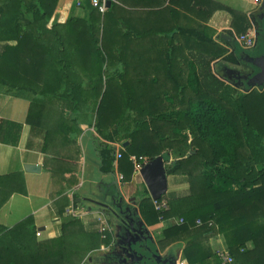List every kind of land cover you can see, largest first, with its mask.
Returning a JSON list of instances; mask_svg holds the SVG:
<instances>
[{
    "label": "trees",
    "instance_id": "16d2710c",
    "mask_svg": "<svg viewBox=\"0 0 264 264\" xmlns=\"http://www.w3.org/2000/svg\"><path fill=\"white\" fill-rule=\"evenodd\" d=\"M165 1L168 10L189 3V10L197 17L201 3L202 21L180 30L177 27L170 34L165 30L163 34L169 40L158 51L164 53V58L157 62L151 57L152 46L143 50L135 45L134 12L137 8L150 12L154 5ZM57 2L0 0V39L16 41L0 52V72H21L16 77H0V84L9 92L36 95L39 89L23 84L24 69L47 70L55 63L40 56L56 54V50L60 56L74 54L77 63L59 62L69 91L53 95L43 92L41 96L43 106L48 105L46 101L57 100L62 121L58 128H65L71 112L82 110L91 98L97 134L109 142L128 141L118 160L124 179L129 180L134 170L130 156L149 160L161 155L164 164L168 163L166 174H180L187 180L185 194L161 197L167 202L166 210L156 211L149 197L139 203L140 213L149 225L183 218V223H173L161 231L160 247L177 242L186 264H222L209 244L212 235L222 234L233 258L224 264H264V85L247 88L244 82L240 90L212 68L217 59L236 64L242 56L264 54L254 51L264 49V9L260 15H252L250 21L245 13L216 0H116L101 14L85 0L81 8L90 9L88 17L67 18L64 36L57 24L45 26ZM216 10L231 15L237 34L255 26V46L239 50L234 45V50L228 52L214 41L213 31L205 22ZM124 12H131L130 19ZM174 34L184 44L174 43ZM185 48L192 55L190 61L187 55L185 60L174 56L183 55ZM38 56L42 60L36 59ZM72 65L89 76L78 80L71 77L67 70ZM84 84L92 86V93L81 91ZM68 106L70 111L64 112ZM32 107L33 102L26 122L34 128ZM54 124L48 123L45 128V144ZM21 129L20 122L0 119V143L17 145ZM171 151L177 155L169 162ZM113 152L108 144L99 151L102 173L113 172ZM24 192L19 174H0V207L11 194ZM196 219L202 224L197 226ZM35 232L31 216L10 228L0 225V264H80L90 251L110 242L108 234L102 239L99 233L85 231L77 218L64 222L56 237L39 239Z\"/></svg>",
    "mask_w": 264,
    "mask_h": 264
},
{
    "label": "crops",
    "instance_id": "0c3cea01",
    "mask_svg": "<svg viewBox=\"0 0 264 264\" xmlns=\"http://www.w3.org/2000/svg\"><path fill=\"white\" fill-rule=\"evenodd\" d=\"M216 1L245 13L250 21L252 15H260L262 12V9L259 8L261 3L256 4L251 0ZM167 2L165 1L161 5H154L150 12H148L147 8H137L136 12H134L137 30L135 45L143 50L152 46L154 50L151 57L157 62L164 58V53H158V51L164 49L166 47L165 43L169 40L163 34L165 30L170 34L177 27L180 30L182 26L189 27L202 21L201 3L199 5L200 15L197 17L189 10V3L188 5L183 3V6H176L173 8L174 10H168ZM89 12L90 9L86 10L85 8L74 6V0H58L51 19L45 26L50 28L52 25L57 24L58 32L64 35L66 32L64 23L67 18L72 16L86 19ZM130 13L124 12L123 14L130 19ZM25 19L27 21L30 20V16L25 15ZM128 19H126V23L131 25L132 23ZM205 25L213 31V40L225 46L228 52L234 50V45L237 47L233 37L237 33L232 27L231 15L227 11L216 10L205 22ZM124 28L126 27L124 26ZM226 36H232L233 40L226 39ZM173 37L174 43L182 42L184 44L182 39L177 40V35L174 34ZM7 44L12 46L16 44V41H3L0 39V52H3V47ZM68 45H71L69 41ZM57 51L53 55L40 56L46 61L49 60V63H55V65L51 64V66H48L47 70L39 69L33 71L30 69L27 71L24 69L23 71L24 76H26L23 84L32 89H39L36 95L9 92L7 87L0 84V119L22 123L17 145L0 143V174H19L25 188L24 193L11 194L0 207V225L10 228L23 218L31 216L36 232H40L37 237L46 239L61 234L62 224L70 220L65 215V210L71 205L77 208L79 213V218L77 219L87 232L99 233V217L102 214L111 228V233H108L110 242L101 243L98 248L90 251L83 258V260L87 258L85 263H82L83 261L80 263L100 264L97 260L89 261V258L93 254L105 252L114 240L115 217L111 210H117L116 203L119 199L122 200V205L129 206L133 213L132 215L139 222L141 228L149 232L157 242L161 231L168 227L172 221L169 218L149 225L141 215L139 208L141 199L151 197L140 173L135 171V169L129 180L120 181L118 179L119 174L123 175V173L119 169L118 160L120 158L118 159L116 154L118 152L122 153L124 146L123 143L109 142L97 134L94 127L96 111L92 105L91 98H88L83 104L82 110L71 112L69 118H66L67 125L63 129L58 128L62 121H60V108L57 105V100L46 101L48 105L43 106L41 102L43 92L53 95L55 93H64L66 90L69 91L70 86L66 82L65 74L59 71V62L68 60L71 63H77L78 61L72 53L60 56ZM189 52V49L185 48L183 55L177 54L174 56L178 60H185L187 55L188 61H190L192 55ZM142 56L146 57L147 55ZM36 59L42 60L39 56ZM214 62L223 66V69H229L226 64L230 63L220 61V59ZM214 62L212 65L213 71L214 66L217 67ZM244 63L246 61H244L242 56L236 64L230 65L243 68V72H251L249 65ZM71 67V70H67V72L76 80L89 76L75 65ZM243 72L237 74V80L242 84L246 83L247 80L243 77L248 74ZM18 73L21 72L18 71L16 73L12 69L4 70L0 72V77H16ZM86 84H84L85 86L81 91L92 93V86ZM31 102H33L31 120L34 128L26 122ZM70 108L71 106L66 107L64 112H69ZM52 122L55 124L52 125L53 129L50 130V135L47 138L48 142L45 144V128H47L48 123ZM105 144L114 148L115 162L112 173H102L100 171L99 151ZM26 164L39 166V171H26L24 169ZM178 182L179 180L176 178L173 179L171 184L172 195L177 193L183 195L187 192L188 183L178 184ZM174 243L166 246L164 251L170 249ZM209 244L216 253L227 251V244L222 234H217L215 238H209ZM181 260H183L182 247L177 250V264Z\"/></svg>",
    "mask_w": 264,
    "mask_h": 264
},
{
    "label": "flooded vegetation",
    "instance_id": "af4514ba",
    "mask_svg": "<svg viewBox=\"0 0 264 264\" xmlns=\"http://www.w3.org/2000/svg\"><path fill=\"white\" fill-rule=\"evenodd\" d=\"M244 64L247 65V63ZM241 70L240 72L242 73L244 70L243 68ZM234 72L237 75L236 69L230 73ZM243 73L247 74L248 72ZM116 208L117 218L122 223L115 218L114 240L105 252L93 254L89 261L97 260L100 264H123L124 259V264H177L175 243L172 245L174 247L164 251L165 248L161 249L157 240L149 232L141 228L139 222L132 215L133 213L129 206L126 208L125 205L117 202ZM129 228L133 229V231L130 232ZM136 240H142L145 246L144 248H137V246L132 245L133 249H137V254H134L128 249L127 245ZM139 254L143 255L141 262L137 261V255Z\"/></svg>",
    "mask_w": 264,
    "mask_h": 264
},
{
    "label": "water",
    "instance_id": "95a60500",
    "mask_svg": "<svg viewBox=\"0 0 264 264\" xmlns=\"http://www.w3.org/2000/svg\"><path fill=\"white\" fill-rule=\"evenodd\" d=\"M110 6H111V2H108L107 7L109 8ZM259 8L264 9V0H262ZM261 17H263L264 19V13H262ZM254 29H255V36L257 41V37H258L257 28L254 27ZM262 37L264 40V33ZM225 38L228 40H233L232 36H226ZM243 59L251 68V72H249L247 75L244 76V78L247 79L246 81L247 88L264 85V54L255 57L245 56L243 57ZM256 69L258 70L254 73ZM126 144L127 142H124L123 146H126ZM24 169L29 172H36L39 171V166L34 164H26L24 166ZM139 173L152 199H160L166 193L167 175H166L165 164L161 155H157L154 158L149 159L147 162H145L140 168ZM118 202L122 204L121 199H119ZM111 212L114 215V217L120 223H122V221L117 218V212L114 211L113 209L111 210ZM129 231L132 232L133 229L129 228ZM132 245L137 246V248H144L145 246L142 240H136L128 243L127 245L128 249L131 250L134 254H137V249H133ZM123 247L125 246L123 245ZM137 256H138L137 261L141 262L143 255L139 254ZM124 261L125 260L123 259V264Z\"/></svg>",
    "mask_w": 264,
    "mask_h": 264
},
{
    "label": "built area",
    "instance_id": "2783aa9c",
    "mask_svg": "<svg viewBox=\"0 0 264 264\" xmlns=\"http://www.w3.org/2000/svg\"><path fill=\"white\" fill-rule=\"evenodd\" d=\"M74 1H75L74 2L75 5L77 7H81V5L83 4V2L85 0H74ZM86 1L89 2L91 7L97 9L101 14H103L108 9L107 3L108 2L112 3L115 0H86ZM251 1L256 3V4H260L262 2V0H251ZM233 37H234V41L244 50H250L256 44V36H255L254 27L247 29L243 33L234 34ZM121 156H122L121 152H118L116 154V157L118 159L121 158ZM129 159L133 162L134 169L137 172H139L142 165L145 162H147V158H145V157L136 158L135 156H130ZM118 179L120 181H124V176L122 174H119ZM152 203H153L154 209L156 211H159V212L166 210L168 208V205H167V202L165 199H161V198L160 199H152ZM65 215L69 219L79 218V213L77 211V208L73 205L66 208ZM170 219H171V221H174L176 224L183 223V218H181V217L180 218H170ZM99 222H100V227H99L98 231H99L101 237L103 239H105L107 237V234L111 233V228L109 227L107 221L105 220V218L102 214L99 217ZM195 224L197 226H199L202 224V221L200 219H196ZM208 224L211 225L212 221H209ZM39 235H40V232L37 231L36 236H39ZM218 255H219L221 262L223 264L224 263H231L233 261V258L230 256L228 251L219 252ZM86 261H87V258H85L82 263H85Z\"/></svg>",
    "mask_w": 264,
    "mask_h": 264
},
{
    "label": "rangeland",
    "instance_id": "374dc122",
    "mask_svg": "<svg viewBox=\"0 0 264 264\" xmlns=\"http://www.w3.org/2000/svg\"><path fill=\"white\" fill-rule=\"evenodd\" d=\"M236 43V42H235ZM237 44V43H236ZM237 48L240 50V46L237 44ZM264 51V49L262 47H258V48H255L254 51L257 52V51ZM251 53L253 54V50L251 51ZM228 65L227 68L229 69H223L224 67L223 66H220V64H217V67L214 66V71L219 74L222 79L225 81V82H229L231 84H233L235 87H237L238 89L240 90H243L244 89V86L242 85V83L240 81L237 80V75L236 73H230V72H233L235 69L237 71V74L238 73H241V72H238V71H242L240 68H238L237 66L235 67H232V65L230 64H226ZM242 65V64H241ZM226 67V66H225ZM237 67V68H236ZM237 69H240V70H237ZM244 78V77H243ZM172 152V153H171ZM170 152V159H169V162L175 158V156L177 155V153H174L173 151ZM167 164L168 163H165V166L167 167ZM176 178L177 180H179L178 184L181 183V184H184L187 182L186 178L180 174H167V186H168V190L167 192L165 193V196H169V195H172L171 194V184L173 182V179ZM185 179V180H184ZM176 182V181H175ZM179 186V185H178ZM182 193V192H181ZM176 195H179V193H177ZM172 196H175V195H172ZM161 221V220H160ZM173 223H175L174 221H172L170 225H172ZM215 236H217V234L215 235H212V237L215 238ZM169 245V244H168ZM167 245V246H168ZM166 247V246H165ZM164 247V248H165ZM174 247V246H172ZM180 244H177L175 243V249H180ZM163 249V248H161ZM83 261V260H82ZM179 264H186V261L184 260H181Z\"/></svg>",
    "mask_w": 264,
    "mask_h": 264
}]
</instances>
